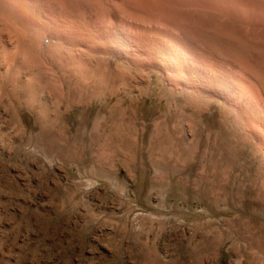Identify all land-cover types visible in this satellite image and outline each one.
Returning a JSON list of instances; mask_svg holds the SVG:
<instances>
[{
  "label": "rangeland",
  "instance_id": "obj_1",
  "mask_svg": "<svg viewBox=\"0 0 264 264\" xmlns=\"http://www.w3.org/2000/svg\"><path fill=\"white\" fill-rule=\"evenodd\" d=\"M99 1L92 51L0 12L28 43L0 73L1 262L264 264V26L220 0Z\"/></svg>",
  "mask_w": 264,
  "mask_h": 264
},
{
  "label": "bare ground",
  "instance_id": "obj_2",
  "mask_svg": "<svg viewBox=\"0 0 264 264\" xmlns=\"http://www.w3.org/2000/svg\"><path fill=\"white\" fill-rule=\"evenodd\" d=\"M106 1V0H104ZM138 1V0H137ZM211 2V0H209ZM208 1V2H209ZM103 2V1H102ZM116 2V1H115ZM113 3V2H112ZM111 3V4H112ZM213 3V2H212ZM218 3V4H217ZM110 4V3H108ZM141 4V3H140ZM209 4V3H208ZM213 4H216V8L219 10L218 14L221 12L226 14L227 17L232 19L245 16L252 19L256 23L264 26V0H220V2L215 1ZM114 5V4H112ZM105 6V5H104ZM108 6V5H107ZM113 7V6H112ZM115 7V6H114ZM113 7V8H114ZM99 0H0V12L6 15L13 22H19L21 25L24 24L25 27H28L29 30H32L35 35L41 38L42 42L47 38V45L59 46L66 48L67 51H81L83 47L91 49V51L99 45V36L101 32L104 34L109 33V29L113 27L107 22H104L106 16H108V10L104 9ZM107 8V7H106ZM109 8V7H108ZM145 8V7H144ZM160 8V7H159ZM215 8V7H214ZM131 9V8H130ZM212 9V8H211ZM115 10V9H114ZM86 11H94L98 20V25L94 27L93 30H89L85 26L83 14ZM116 12V11H115ZM159 12V11H158ZM217 12V11H216ZM110 13V12H109ZM221 13V14H222ZM53 14H57L60 17V20L55 21L51 18ZM89 14V13H88ZM91 14V13H90ZM215 14V13H214ZM114 15H116L114 13ZM133 15V14H132ZM93 16V15H92ZM112 16V15H111ZM217 15L215 14V17ZM117 17V16H116ZM109 18V17H107ZM218 18V17H217ZM215 18V19H217ZM220 18H222L220 16ZM4 19V18H3ZM110 19V18H109ZM120 19V18H119ZM230 19V20H232ZM5 20V19H4ZM111 20V19H110ZM109 20V21H110ZM113 20V19H112ZM111 20V21H112ZM139 20V19H138ZM218 20V19H217ZM223 18L220 19L222 22ZM246 20V19H245ZM248 20V19H247ZM11 21V22H12ZM88 21V20H87ZM115 21V20H114ZM215 21V20H214ZM218 21V24L219 22ZM3 22V21H2ZM5 22V21H4ZM225 22V20H224ZM10 23V22H9ZM114 22H112L113 24ZM226 23V22H225ZM244 24H250L247 22H242ZM8 24V23H7ZM115 24V23H114ZM224 25L223 23H221ZM96 25V24H95ZM123 25V24H122ZM220 25V24H219ZM226 25V24H225ZM11 26V25H10ZM18 26V25H17ZM249 27V26H248ZM253 27V26H252ZM118 29V28H117ZM104 34V35H106ZM101 37V36H100ZM25 36L22 33H19L17 29H8L0 23V73H5L7 71V64L4 61V56L10 61H13L16 53L17 56L22 49V45H25ZM40 40V41H41ZM46 40V39H45ZM130 40V39H129ZM131 41V40H130ZM25 42V43H24ZM133 42V41H132ZM37 43V41H36ZM28 44V43H27ZM45 45V44H44ZM28 46V45H27ZM36 46V45H35ZM34 46V48H36ZM30 47V46H29ZM33 47V46H32ZM40 47V46H39ZM58 47V48H59ZM52 48V47H51ZM63 48V51H64ZM24 49V47H23ZM22 49V50H23ZM40 49V48H39ZM50 49V48H48ZM60 49V48H59ZM28 50L27 49H24ZM54 51V50H53ZM26 52V51H25ZM35 52V51H34ZM39 52V51H38ZM70 52V53H71ZM28 53V52H27ZM36 53V52H35ZM34 53V54H35ZM54 53V52H53ZM63 53V52H62ZM66 53V52H65ZM68 53V52H67ZM74 53V52H73ZM77 53V52H76ZM31 55V53L29 52ZM37 54V53H36ZM40 54V53H39ZM57 54V53H56ZM69 54V53H68ZM75 54V53H74ZM23 55V54H22ZM27 55V54H26ZM38 55V54H37ZM36 55V56H37ZM48 55V54H47ZM25 56V55H24ZM33 56V55H32ZM41 56V55H40ZM65 56V55H64ZM69 56V55H68ZM52 57V56H51ZM56 57V56H54ZM60 57V56H59ZM71 57V56H70ZM24 58V57H23ZM29 58V57H28ZM41 58V57H40ZM58 58V57H57ZM65 58V57H64ZM22 59V58H21ZM30 59V58H29ZM34 59V58H33ZM43 60V59H40ZM48 60V59H47ZM16 61V59H15ZM24 61V60H22ZM27 61V59H26ZM28 62V61H27ZM47 62V61H46ZM51 62V61H50ZM69 62V60H68ZM18 63V62H16ZM25 63V61H24ZM23 63V65H24ZM53 63V62H52ZM39 64V62H38ZM66 64V61L65 63ZM10 65V64H9ZM36 65V63H35ZM45 65V64H44ZM43 65V67H44ZM51 65V64H50ZM53 65V64H52ZM12 66V65H11ZM40 66V65H39ZM34 67V66H33ZM37 67V66H36ZM51 67V66H50ZM49 67V68H50ZM46 68V67H45ZM56 68V67H55ZM80 68V67H79ZM17 69V68H16ZM19 69V68H18ZM22 69V68H21ZM32 69V68H31ZM35 69V68H33ZM41 69V68H40ZM43 69V68H42ZM44 70V69H43ZM49 70V69H48ZM52 70V69H51ZM61 70V69H60ZM82 71V70H81ZM153 69H151V72ZM16 72V70H15ZM21 72V71H20ZM36 72V71H34ZM42 72V71H41ZM45 72V71H44ZM13 73V72H12ZM23 73V72H22ZM75 73V72H74ZM16 74V73H14ZM19 74V73H18ZM38 74V73H37ZM177 73L176 75H167V82L174 86L175 79L180 76ZM11 75V74H10ZM17 75V74H16ZM80 75V74H79ZM20 76V75H19ZM49 76V75H48ZM47 76V77H48ZM75 76V75H74ZM81 76V75H80ZM79 76V78H80ZM31 77V76H30ZM37 77V76H36ZM45 77V76H44ZM56 77V76H55ZM2 78V77H1ZM11 78V77H9ZM16 78V77H15ZM29 78V77H28ZM7 79V78H6ZM35 79V77H34ZM39 79V78H38ZM42 79V78H41ZM39 79V80H41ZM2 80V79H1ZM17 80V79H15ZM45 80V79H43ZM47 80V79H46ZM9 81V80H8ZM11 81V80H10ZM13 81V80H12ZM19 81V80H17ZM30 81V80H29ZM48 81V80H47ZM4 82V81H3ZM34 82V81H33ZM43 82V81H42ZM82 82V80H81ZM18 83V82H17ZM21 83V82H20ZM24 83V82H23ZM49 83V82H47ZM50 83H53L50 81ZM49 83V86H50ZM15 84V82H14ZM28 84V82H27ZM31 84V82H30ZM54 84V83H53ZM32 86V84H31ZM42 86V84H41ZM49 86L47 88H49ZM10 87V84H9ZM13 87V86H12ZM23 87V86H22ZM29 87V86H28ZM2 88V87H1ZM6 88V87H5ZM40 88V87H39ZM44 88V87H42ZM53 88V87H52ZM56 88V87H55ZM8 89V88H7ZM16 89V88H15ZM25 89V87H24ZM30 89V88H28ZM34 89V88H33ZM61 89V87H60ZM20 90V89H19ZM32 90V89H31ZM35 90V89H34ZM46 90V89H45ZM48 90V89H47ZM58 90V89H57ZM55 90V91H57ZM3 91V90H2ZM14 91V90H13ZM16 91V90H15ZM23 91V89H22ZM40 91V89H39ZM62 91V90H61ZM7 92V91H6ZM19 94V91H17ZM29 92V91H27ZM47 92V91H46ZM59 92V90H58ZM13 93V92H12ZM32 93V92H31ZM56 93V92H55ZM8 94V93H7ZM30 94V92L28 93ZM27 94V95H28ZM50 94V93H49ZM61 95L60 93H58ZM17 95V94H16ZM15 95V96H16ZM40 95V94H39ZM38 95V97H40ZM1 96V95H0ZM7 96V95H6ZM9 96V94H8ZM12 96V95H11ZM48 96V95H47ZM5 97V96H4ZM3 97V98H4ZM13 97V96H12ZM21 97V95H20ZM61 97V96H60ZM7 98V97H6ZM10 98V96H9ZM14 98V97H13ZM63 98V97H62ZM27 99V98H26ZM29 99V98H28ZM31 99V98H30ZM8 100V99H7ZM24 100V99H23ZM35 100V99H34ZM42 100V99H41ZM61 100V99H60ZM18 101V100H17ZM28 100H26L27 103ZM16 102V101H15ZM24 102V101H22ZM32 102V101H31ZM37 102V100H36ZM35 102V103H36ZM18 103V102H17ZM30 103V102H29ZM47 103V102H46ZM2 104V103H1ZM40 104V103H39ZM27 105V104H26ZM25 105V106H26ZM10 106V105H9ZM21 106V105H20ZM29 106V104H28ZM32 106V105H31ZM42 106V104H41ZM44 106V104H43ZM35 107V106H34ZM20 108V107H19ZM45 108V107H44ZM34 111V110H33ZM48 111V110H47ZM15 112V111H14ZM45 112V111H44ZM37 113V112H36ZM48 113V112H46ZM45 113V114H46ZM40 114V113H39ZM47 115V114H46ZM48 117V116H47ZM39 119V118H38ZM37 119V120H38ZM45 120V118H44ZM41 122V121H40ZM45 124V123H44ZM46 125V124H45ZM49 125V124H48ZM165 153V152H164ZM170 157V156H169ZM160 178V177H159ZM172 181L175 180V177L170 178ZM187 181V180H186ZM215 191V189H214ZM199 190L194 189L191 186H187L183 193L184 195L194 196L199 203H202L203 199L199 197ZM168 194V193H167ZM166 199L169 196L165 197ZM167 201V200H165ZM191 200H187L189 203ZM164 202V201H163ZM205 202V201H204ZM204 204V203H203ZM213 207V206H212ZM158 210V208H157ZM160 211V210H159ZM168 216V215H167ZM203 216V215H202ZM153 221V220H152ZM167 223V222H166ZM140 224V223H139ZM154 226V225H153ZM149 227V226H148ZM201 227V226H200ZM144 228V227H142ZM145 232V231H144ZM159 232V230H158ZM147 236V235H146ZM156 238V237H155ZM171 239V238H170ZM202 241V240H201ZM156 242V240H155ZM193 243V242H192ZM143 244V243H141ZM148 244V243H147ZM169 244V243H168ZM146 245V244H145ZM166 245V244H165ZM144 246V245H143ZM195 246V245H194ZM167 247V246H166ZM193 247V246H191ZM148 249V248H147ZM190 249V248H189ZM149 250V249H148ZM155 250V249H153ZM165 250V249H164ZM176 250V249H175ZM168 251V250H167ZM171 252V251H170ZM192 253V252H191ZM116 255V254H115ZM159 256V254L157 255ZM156 257V256H155ZM152 258V257H151ZM159 259V258H158ZM0 264H4L1 262ZM24 261V260H23ZM155 261V259H154ZM175 261V260H174ZM153 263V262H152ZM203 263V262H202ZM210 263V262H209ZM162 264V263H161ZM172 264V263H171ZM206 264V262H205Z\"/></svg>",
  "mask_w": 264,
  "mask_h": 264
}]
</instances>
